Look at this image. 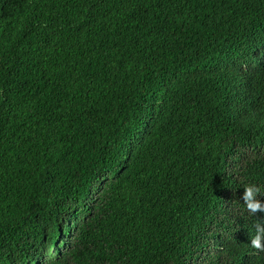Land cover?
<instances>
[{"label": "trees", "instance_id": "16d2710c", "mask_svg": "<svg viewBox=\"0 0 264 264\" xmlns=\"http://www.w3.org/2000/svg\"><path fill=\"white\" fill-rule=\"evenodd\" d=\"M264 0H0V264H264Z\"/></svg>", "mask_w": 264, "mask_h": 264}, {"label": "clouds", "instance_id": "9594fccd", "mask_svg": "<svg viewBox=\"0 0 264 264\" xmlns=\"http://www.w3.org/2000/svg\"><path fill=\"white\" fill-rule=\"evenodd\" d=\"M260 191V188L255 185H249L244 189L243 201L252 213L264 212V202L257 198ZM251 246L255 249L264 248V224L258 223L256 225V235L251 240Z\"/></svg>", "mask_w": 264, "mask_h": 264}]
</instances>
